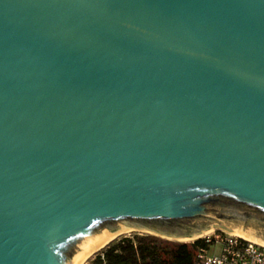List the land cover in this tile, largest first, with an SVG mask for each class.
Here are the masks:
<instances>
[{"label":"water","instance_id":"water-1","mask_svg":"<svg viewBox=\"0 0 264 264\" xmlns=\"http://www.w3.org/2000/svg\"><path fill=\"white\" fill-rule=\"evenodd\" d=\"M214 227L264 243V0H0V264Z\"/></svg>","mask_w":264,"mask_h":264},{"label":"trees","instance_id":"trees-1","mask_svg":"<svg viewBox=\"0 0 264 264\" xmlns=\"http://www.w3.org/2000/svg\"><path fill=\"white\" fill-rule=\"evenodd\" d=\"M199 240L169 241L154 235H126L114 239L87 264H192Z\"/></svg>","mask_w":264,"mask_h":264},{"label":"built area","instance_id":"built-area-1","mask_svg":"<svg viewBox=\"0 0 264 264\" xmlns=\"http://www.w3.org/2000/svg\"><path fill=\"white\" fill-rule=\"evenodd\" d=\"M200 241L192 264H264V244L221 227L191 238ZM220 250L216 253L215 249ZM212 250V252H210Z\"/></svg>","mask_w":264,"mask_h":264},{"label":"rangeland","instance_id":"rangeland-1","mask_svg":"<svg viewBox=\"0 0 264 264\" xmlns=\"http://www.w3.org/2000/svg\"><path fill=\"white\" fill-rule=\"evenodd\" d=\"M215 228V227H214ZM222 228V227H221ZM224 229V228H223ZM133 234H139V235H145V234H147V235H154V236H158V237H160V238H163V239H166V240H169V241H177V242H191L190 240V238L189 239H184V238H176V237H168V236H163V235H160V234H156V233H154V232H150V231H146V230H133V231H130V232H127V233H123V234H121V235H119L118 237H121V236H126V235H130V236H132ZM117 237V238H118ZM191 238H193V237H191ZM216 251V253H218L219 252V250H220V248L219 247H217L216 249H215ZM210 252H212V250L210 251ZM96 254V253H95ZM95 254H93L91 257H89L88 258V260L84 263V264H87L88 263V261H89V259H91Z\"/></svg>","mask_w":264,"mask_h":264},{"label":"bare ground","instance_id":"bare-ground-1","mask_svg":"<svg viewBox=\"0 0 264 264\" xmlns=\"http://www.w3.org/2000/svg\"><path fill=\"white\" fill-rule=\"evenodd\" d=\"M213 229H214V228H212L211 230L207 231L206 233H202V234H207V233L211 232ZM133 230H136V229H128V230L120 231V232L116 233L115 235H113L112 237H110L105 243H103L101 246H99V247L96 248V249H93V250L90 251L86 256H84V257L82 258V260L79 262V264H84V263L87 261V259H88L91 255L95 254L97 251L99 252L100 250H102L104 247L107 246L106 244H108L109 242H111L113 239L117 238L119 235H121V234H123V233H127V232H130V231H133ZM202 234H201V235H202ZM236 234H237V233H236ZM198 236H199V235H198ZM185 239H189V238H185ZM190 239H191V238H190ZM255 241H256V240H255ZM262 244H264V243H262Z\"/></svg>","mask_w":264,"mask_h":264}]
</instances>
